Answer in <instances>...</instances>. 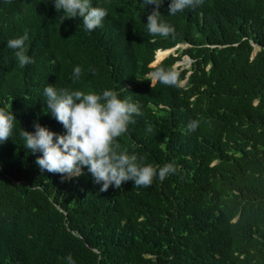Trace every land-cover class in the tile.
Returning a JSON list of instances; mask_svg holds the SVG:
<instances>
[{"label":"trees","instance_id":"trees-1","mask_svg":"<svg viewBox=\"0 0 264 264\" xmlns=\"http://www.w3.org/2000/svg\"><path fill=\"white\" fill-rule=\"evenodd\" d=\"M158 2L174 36L149 33L145 0H90L108 13L92 31L62 22L55 0H0V109L15 117L0 142V264H264V0H203L175 15ZM25 31L33 62L20 67L7 41ZM184 55L189 66L173 68ZM157 67L177 85L152 81ZM48 85L137 104L118 151L175 172L106 192L87 168L42 172L21 133L38 123L66 134Z\"/></svg>","mask_w":264,"mask_h":264},{"label":"clouds","instance_id":"clouds-1","mask_svg":"<svg viewBox=\"0 0 264 264\" xmlns=\"http://www.w3.org/2000/svg\"><path fill=\"white\" fill-rule=\"evenodd\" d=\"M145 3L147 6L155 5L147 17L149 33L162 37L174 36L175 29L160 20L162 15L159 9L162 2L145 0ZM202 3L203 0H171L168 14L175 15L186 7H197ZM54 6L57 12H63L60 17L62 22L64 19L80 18L87 31L101 26L102 20L108 14L105 8L92 7L90 0H55ZM28 39V32L25 31L22 36L7 41V48L14 50L20 67L33 62L26 54ZM179 45L176 44L174 49V46L171 47V51L164 56L173 53ZM81 73L80 66L74 67L73 82L80 78ZM151 76L153 80L169 86L177 85L179 78L174 69L166 70L163 67H157L151 72ZM44 96L47 109L63 125L66 134L57 135L38 123L34 124V133L22 131L25 148L33 153H42L35 160L42 172L78 176L82 174V168H87L94 182L102 184L101 192H106L110 186L120 188L127 181H134L135 187H149L157 174L163 181L170 173L175 172L173 163L165 164L157 172L151 165L137 163L136 155H129L126 150L118 151L119 145L115 140L128 131V124L134 122L133 115H140L137 104L119 99L112 90H104L102 94L80 90L58 92L55 86L48 85L44 89ZM14 120L13 113L0 109V142L7 141L11 136ZM197 127L198 121H192L188 125L190 131ZM146 131L151 132V127ZM66 259L69 264H74L71 255Z\"/></svg>","mask_w":264,"mask_h":264},{"label":"rangeland","instance_id":"rangeland-1","mask_svg":"<svg viewBox=\"0 0 264 264\" xmlns=\"http://www.w3.org/2000/svg\"><path fill=\"white\" fill-rule=\"evenodd\" d=\"M183 46V44H180L178 47H182ZM165 51H171L170 49L169 50H165ZM165 51H162V52H165ZM161 52V51H160ZM159 52V53H160ZM158 54V53H157ZM164 56V55H163ZM156 60H157V55H156ZM189 63H190V61H189V58L187 57V56H182L181 58H180V60H178L177 62H175L174 64H173V68H176V69H179V68H187L188 66H189ZM156 63H154V64H150L151 66H153V65H155ZM150 76H151V73H150ZM151 80L152 81H154L153 80V78H152V76H151ZM65 176L66 177H68V175H66L65 174Z\"/></svg>","mask_w":264,"mask_h":264},{"label":"bare ground","instance_id":"bare-ground-1","mask_svg":"<svg viewBox=\"0 0 264 264\" xmlns=\"http://www.w3.org/2000/svg\"><path fill=\"white\" fill-rule=\"evenodd\" d=\"M167 50H169V49H167ZM161 50H159V51H157V53H159ZM165 51V50H164ZM162 52V51H161ZM157 53H156V55H157ZM156 55H155V60L154 61H156ZM158 61V60H157Z\"/></svg>","mask_w":264,"mask_h":264},{"label":"water","instance_id":"water-1","mask_svg":"<svg viewBox=\"0 0 264 264\" xmlns=\"http://www.w3.org/2000/svg\"><path fill=\"white\" fill-rule=\"evenodd\" d=\"M176 46H174L172 49H174ZM154 61V60H153ZM157 62V60L156 61H154V62H151V64H154V63H156Z\"/></svg>","mask_w":264,"mask_h":264}]
</instances>
